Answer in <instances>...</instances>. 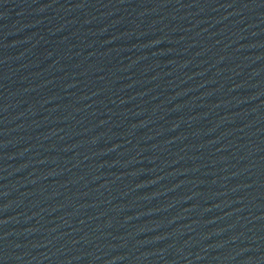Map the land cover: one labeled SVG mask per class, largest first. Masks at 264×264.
<instances>
[{
	"label": "water",
	"instance_id": "obj_1",
	"mask_svg": "<svg viewBox=\"0 0 264 264\" xmlns=\"http://www.w3.org/2000/svg\"><path fill=\"white\" fill-rule=\"evenodd\" d=\"M0 264H264V0H0Z\"/></svg>",
	"mask_w": 264,
	"mask_h": 264
}]
</instances>
